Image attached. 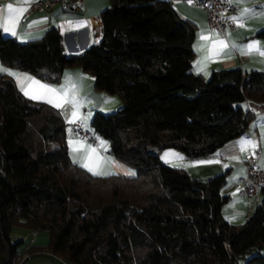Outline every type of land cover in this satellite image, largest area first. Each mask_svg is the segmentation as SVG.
Masks as SVG:
<instances>
[{"label":"trees","instance_id":"1","mask_svg":"<svg viewBox=\"0 0 264 264\" xmlns=\"http://www.w3.org/2000/svg\"><path fill=\"white\" fill-rule=\"evenodd\" d=\"M109 1L102 37L85 51L65 53L56 28L23 43L0 32V62L50 84L79 67L117 95L120 107L95 111L87 130L134 175L72 162L59 111L0 74V264L23 243L15 226L45 231L44 249L68 264H264V188L246 222L231 224L221 212L228 170L200 180L159 157L175 148L204 158L243 135L254 117L243 103L264 107V70L196 74L197 25L171 1Z\"/></svg>","mask_w":264,"mask_h":264},{"label":"crops","instance_id":"2","mask_svg":"<svg viewBox=\"0 0 264 264\" xmlns=\"http://www.w3.org/2000/svg\"><path fill=\"white\" fill-rule=\"evenodd\" d=\"M33 1L36 0H0V32L4 36L13 37L23 43L38 39L48 29L56 28L62 36L67 54L81 53L101 39L100 13L109 7V0H84L86 8L84 12L65 10L59 5L28 11V6ZM228 1L237 7L233 17L240 24L236 29L223 33L210 29L203 8L193 4L191 8L185 4L189 3L186 1L172 2L182 17L192 20L197 25L192 70L205 78L213 71L221 69L239 68L243 72L264 70V39L256 36L258 31L264 29V0ZM0 74L9 76L26 98L46 103L59 111L68 125L67 155L72 162L97 176L134 175L131 167L108 153L106 140L92 143L72 130L76 123L83 124L87 129L95 111L109 113L121 105L117 95L95 90L91 74L79 67H68L63 70L58 83L50 84L28 72L7 67L1 62ZM243 107L253 112V120L243 135L226 142L216 150H219L221 159L219 165L212 154L193 160L180 155L179 160H184L181 165L191 177L206 179L212 173L209 168L218 166L221 169L225 165L240 163L238 157H244L254 151L260 152L258 167L264 169V107L255 102H244ZM233 152H236L237 156L233 155ZM162 153L163 151L159 155L160 158ZM230 168L231 166L227 169ZM240 177L242 176L237 178V186ZM235 216L232 215V218L227 220L232 224L236 223L233 218ZM22 237H27V240L21 238L23 243L19 247V252L25 253L27 257L20 264H68L48 254L44 249L48 242L45 231L34 232L27 229Z\"/></svg>","mask_w":264,"mask_h":264},{"label":"built area","instance_id":"3","mask_svg":"<svg viewBox=\"0 0 264 264\" xmlns=\"http://www.w3.org/2000/svg\"><path fill=\"white\" fill-rule=\"evenodd\" d=\"M186 1L205 10L208 25L211 30L225 32L234 30L239 26V21L233 17L237 7L228 0H167ZM59 5L65 10L85 11L84 0H36L29 4L28 11L33 9H47ZM74 133L81 135L86 140L96 143L94 136L81 123L73 125ZM260 152L254 151L245 156V173L238 181V194L240 197L251 199L256 203L264 188V169L258 167ZM253 204V206H254ZM252 206V207H253ZM27 255L17 252L8 264H20Z\"/></svg>","mask_w":264,"mask_h":264},{"label":"rangeland","instance_id":"4","mask_svg":"<svg viewBox=\"0 0 264 264\" xmlns=\"http://www.w3.org/2000/svg\"><path fill=\"white\" fill-rule=\"evenodd\" d=\"M185 4L190 6L191 8H193L192 4H190V3H185ZM195 10L197 12H202L200 9H195ZM115 110H117V109H114L113 111H115ZM94 140L96 143L97 142L99 143L100 141H104V139L97 138L96 136H94ZM218 151L214 152L212 154V157L215 158L216 164L219 165L221 162L220 161L221 159L219 158V152ZM251 153H253V152H250V154ZM180 155H183V157L185 158L184 154L179 149L167 148V149L163 150V153L161 155L160 160L165 161V164H168L170 166H174L176 168H183V166L181 164L184 163V160H179ZM233 155H236V152H233ZM185 159H188V158H185ZM189 160H193V159H189ZM237 160L240 161V163L235 162V163L230 164V165H225L221 169H219V167L217 166V167L212 168V169L209 168L208 170H211L212 173L209 177H212V176H215L219 173L225 172L226 169L229 166H231V168L229 170L227 169L228 173H227V177H226V182L220 190V193L222 195L228 196V200L222 206L221 212H222L223 217L226 220L228 218H232V215H236L235 217H233L234 220H236V223H233V224H243L246 222V220L248 218V214L252 211V209L255 205L252 207L253 200H247L246 198L240 197L238 194L237 178L239 176H243L245 173V166H244L245 156L244 157H238ZM209 177H207L206 179H208ZM206 179H203V180H206ZM261 200H262V195L258 198V200L255 204H260ZM24 231H27V229L23 228V227H19V226L13 227V229L11 231L12 240L16 241V240H21V238H22V240L26 241L27 237H22L24 234ZM262 252L264 253V246L262 248Z\"/></svg>","mask_w":264,"mask_h":264}]
</instances>
